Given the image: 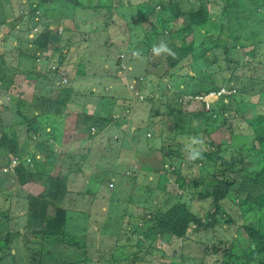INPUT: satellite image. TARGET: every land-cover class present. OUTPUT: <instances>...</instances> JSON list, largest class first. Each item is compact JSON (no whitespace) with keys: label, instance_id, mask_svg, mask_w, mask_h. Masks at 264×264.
<instances>
[{"label":"rangeland","instance_id":"obj_1","mask_svg":"<svg viewBox=\"0 0 264 264\" xmlns=\"http://www.w3.org/2000/svg\"><path fill=\"white\" fill-rule=\"evenodd\" d=\"M168 1L48 0L42 3L41 0H0V53L6 59L5 70H2L10 73L18 67L23 68L22 73L14 76L13 83L9 74L4 78L5 85L0 82V123L6 127L7 136L14 133L17 141L15 150L0 154V244L9 240V244L0 249V264H250L247 260L250 242L243 225L256 218L264 219V212L254 218L246 215L244 219L240 206L229 208L234 190H230V199L221 202L227 213L224 218L230 219L228 222L191 228L178 239L158 237L152 246L150 238L142 233L146 221L139 217L147 218L152 211L149 207L155 209L169 204L165 189L156 185L164 177L159 174L165 171L162 154L150 149L162 144L169 127L175 128L170 115L174 111V95L179 94L187 100L191 90L209 86L213 79L219 82L223 79L226 87L230 81L238 88L249 76L264 78V19L256 17L263 10L258 7L264 6V0H243V5L227 10H238L232 14L241 16V26L229 23L226 10L222 8L225 0H189V3L180 0L184 7H197L202 1L209 13L207 22L183 31L179 37L175 32L181 20L172 21L171 25H162L159 21L164 16L161 6ZM255 6L257 14H254ZM140 7L146 8L144 20L139 18ZM46 24L62 30V43H69L66 60L70 58L71 63L66 61L68 72H64L66 77H62L61 82L70 83L75 91L69 111L61 110L58 127L52 128L41 120L32 122L33 130L38 129L33 131L27 119L37 112V93L55 98L60 89L57 87L59 81L56 74L47 70V63L35 67L39 71H33L31 61L25 65L19 63L18 44L21 46L20 40L27 44L25 39ZM163 26V32L151 35L154 27L161 30ZM180 39L185 42L192 39L195 47L192 54L172 72L163 74L167 69L165 65L152 71L151 61L159 58L164 63L160 57L162 52ZM52 40H58V36ZM146 40L151 47H145ZM121 42H128V45L120 48ZM131 43L135 44L132 46L135 55L129 50ZM253 43L257 44L255 56L248 59L245 52ZM63 48L62 53L66 50ZM225 48H231L230 53H226ZM119 55L125 67L113 63ZM75 56H79L77 61ZM82 61L84 66L95 69L98 75L102 73L109 81L98 75L95 80L90 76L71 78ZM241 63L243 65H238ZM108 69L114 70L119 79L108 76ZM145 70L150 73L146 72L143 77ZM31 78L37 80L30 81ZM250 89L251 92L239 98L237 105L232 104L227 122L213 135L215 142H222L221 154L225 160L239 156L229 133H250L255 124L253 117L264 112V93L260 97L255 95L261 86L254 84ZM19 100L26 103L19 106ZM183 108L197 110L200 104L192 101ZM85 114L112 117L101 128L89 123L93 132L89 140L88 134L78 128V119L84 121ZM201 127L198 120L191 121L192 131ZM200 136L201 132L179 140L189 146L188 149H198L202 146ZM46 147L54 151V155L50 153L44 160L42 153ZM7 155L11 159L9 164L5 161ZM260 156L262 153L251 152L249 169L259 167ZM148 158L152 163L144 166ZM245 160L237 163V168L243 166ZM17 164L24 168L44 165V173L67 176L66 183L59 181L60 186L66 187L60 207L74 212L66 223L72 222L73 231L68 233L76 238L77 243L72 241L75 245L59 237L51 240L48 235L35 236L28 232L24 195L26 192L40 193L46 186L43 178L33 180L34 175L15 170ZM106 164L110 172L103 170ZM200 167L194 166L191 172L201 174L204 170ZM173 178L170 175L168 181L172 183ZM211 183L210 177L203 178L197 187L184 183V200L198 217L205 218V213L213 209L212 199L199 195V191ZM152 186L156 192H152ZM236 199L242 201L244 198L237 196ZM56 217L63 222L59 214ZM55 232L61 234V231ZM214 249L222 255L221 259L212 252ZM112 252H118L120 260L110 258ZM84 257L89 259L84 260Z\"/></svg>","mask_w":264,"mask_h":264},{"label":"trees","instance_id":"obj_2","mask_svg":"<svg viewBox=\"0 0 264 264\" xmlns=\"http://www.w3.org/2000/svg\"><path fill=\"white\" fill-rule=\"evenodd\" d=\"M41 1L42 3H45L48 0ZM187 2L189 3V0H187ZM243 3V0H225L222 8L226 10V12H223L229 18V23L231 25L235 24L236 26H241L242 19L240 15L232 14L238 10H227L232 6L238 8V5H243ZM161 7L164 16L160 18V24H170L173 23L172 21L179 22L181 20L179 28H177L175 32L178 37L181 36L183 31L185 33L186 30H191L193 26L203 25L205 22H207L209 12L206 10L205 4L202 1L197 7L192 5H189V7H184L180 0H169L167 3L162 4ZM254 8V14H257L258 8L263 9L261 10L262 13L258 12L259 14L256 15V17H259L263 20L264 6H259L258 8L255 6ZM145 9L146 8H139V18L141 20H144L147 17ZM147 21L148 19L145 22ZM163 29L164 26L161 30H158L156 27H154L153 33L151 32V35L156 36L157 34H160L164 31ZM61 31L62 30H58V28L46 24L32 37L25 39L28 42L27 44H25V41L22 42L21 40V46L18 44V48L20 49L18 51V54L20 55L19 63L25 65L27 61H31L32 67L34 68L33 71H39V69H35V67L39 68L38 66H40V63H47V70L51 71L53 74H56L59 81L57 87L60 89H58V94L55 96V98H51L49 96H40L39 92L37 93L38 100L35 104L37 112L33 114V118L27 119L29 128L32 130V122H40L41 120L45 125H50L52 128L58 127L61 122L60 115L62 117L61 110L63 109L65 113L67 110L69 111V106L73 100L72 93L75 91L74 87L70 83L67 85L66 83L61 82L62 77H66L64 72H68V69L65 67L67 65L66 61L70 62V58L66 60V56L69 52L67 45L69 46V43H62L63 38ZM56 36H58V40L53 41V37L55 38ZM68 37L70 38V36ZM147 38L149 39V35H147ZM218 39L219 37L216 38L217 41ZM52 42H54V44H52ZM117 45H119V43H117ZM126 45H128V42H121L119 47L121 48L122 46ZM130 45L131 47L128 46L129 50H133L135 55V48L132 47L135 44L131 43ZM151 45L152 44L146 40L145 47L149 48ZM240 45L244 47L246 46V44L242 43ZM193 46L194 44L192 39H190L188 42H185L182 39L179 41H173L172 44L167 47L166 51L162 52L161 56L159 55L164 63L161 62L159 58L157 61L152 60L149 64L152 66L150 69L154 71L153 68H159L165 65L167 69H165L163 74L172 72V69H175V67L179 66L183 59H185L189 54H192L195 48ZM63 47L66 50H63L64 52L62 53ZM247 47H250L245 52V54L248 56V59L254 57L257 44L253 43ZM231 48H225L226 53H230ZM48 51H51L50 54ZM36 52H38L37 56ZM139 54L140 53H138V55ZM237 58V61H239V57ZM77 59H79V56H75L76 61ZM5 60L6 59L3 54L0 53V73L3 74L0 76L1 85H5L4 78H6L8 74L11 76V83H13L14 76L23 72L21 70L23 68L19 67L10 73L3 71L2 69L5 70ZM113 63H116L117 66L121 65V67H125V62L122 61L120 55L114 59ZM162 63L163 65H161ZM50 64L53 65L51 66ZM238 65H243V63ZM117 66L116 69H118ZM107 71L109 72L107 73L108 76L110 75L113 79H119L114 70L108 69ZM111 71L112 73H110ZM146 72L150 73V70H145L143 77L147 75ZM100 74L101 75H98V72H96L95 69L84 66L82 61L78 63V67L75 69V72H73L70 76L71 78L82 76L83 79L86 78V76H90L93 78L92 80H95V76L97 75L100 76L101 79L102 77H105L102 75V73ZM188 76L191 77L190 75ZM105 79L106 81H109L106 77ZM33 80H37V78L30 79V81ZM224 82L225 81H223V79H221V82H219L217 79H213L209 86L199 87L196 90H191V95L188 96L187 100H183V97L181 98L179 97V94H175L173 97V101L175 103L172 104L174 111H172V114H170L173 118L171 122L175 123V128H168L167 132L162 138V144L159 147H154L151 149L149 148L150 150L156 149L160 154H162L164 163L162 161L161 163L165 171L159 174L163 175L164 177L163 180L158 182L159 184L156 185L158 188L165 189L169 196L167 198L169 201L167 206L161 205L155 209L149 207L148 210L152 211L147 216V218L139 217L140 219L146 221L144 222L146 224V228L143 229L142 233L146 238H150V246H152L158 237L167 236L173 239H178L184 237L191 228L213 227L218 223L230 221L228 216L224 218V213H227L225 210H223L221 204L225 198L230 199L228 197L230 190H234L235 192L231 195L229 208L240 206L244 219L246 215L252 216L254 218L258 213L260 215V212H264V112L258 113L255 117H253V119H255V124L252 125V131L250 133H229L230 139L235 142L234 144L236 145L239 155L238 157L231 158L230 160L223 159L224 157L221 154L222 142H215L213 136L219 127L227 122L228 114L232 108V104L235 103L237 105L243 98V94L251 92L250 90L252 89L250 88L253 87L254 84L261 86V89L258 91V93L254 94L258 97L262 96V93H264V78H260V75L251 77L249 76L246 83H244L245 81H242V84H238V88L236 86L234 88L230 84V81L226 87ZM63 84H66V86H63ZM222 86L229 90L234 89V91L221 94L218 99L210 102L209 107H206L205 101L198 99L199 96L208 94L211 91H217ZM152 96L153 95H149L148 97ZM192 101L199 102L200 108L197 110H187L183 108L185 105L191 104ZM25 103L26 102L24 100H19L18 105L21 106ZM112 103H115V100H113ZM111 117V115L95 116L91 114H85L84 121H80L78 119L79 131L86 132L88 134V139L90 140L93 137L92 129L90 131L91 126H97L101 128L102 124H105ZM193 119L198 120V124L202 126L200 130H191V121ZM89 123L91 124L90 127L88 126ZM0 127V154L3 151L7 152L9 150H15L14 147H17L16 135L12 133L11 137L7 136L6 127L4 128L2 123H0ZM33 131H38V129L36 128ZM199 132H201L199 142L202 143V146L198 149H188L189 146L179 140L180 138H184L189 135L199 134ZM253 150L262 153V156H260L261 163L258 168L249 169V155ZM50 153L54 155V151L46 147L45 153H42L45 155H42V158L45 160L47 155ZM154 153L155 152L152 154ZM83 159H86V157H83ZM218 160H220L219 163H217ZM244 160V165L237 168V163H241ZM5 161H7L8 164L10 163L11 159L8 155L5 158ZM149 162L152 163L151 158H148L146 162H144V166L148 165ZM20 164L16 165L15 170L17 169L18 172L22 171L21 173L24 171V173L28 174L29 176L34 175L36 178L33 180L43 178V181L45 180L44 184L46 186V188L40 193L33 194L26 192L24 195L26 199L25 225L28 229V232L35 236L48 235L51 240H55L59 237L60 239L66 240L67 244H70L72 241L77 243L75 240L76 238L71 237V235L68 233V231H73L71 229L72 222L66 223L72 219V214L74 212L70 209L60 207V203L65 196L66 187L60 186L59 181L66 183L67 176H54L50 172L44 173V165L37 167V164L36 168L28 165L26 168H24L20 167ZM197 165L201 166L200 168L204 170L201 174H199L198 171L197 173H194V171L191 172V169ZM144 166L142 165L141 168ZM98 167L99 164L97 163V168ZM105 167L106 168H103V170L109 171L107 164ZM151 167L153 168L155 165H152ZM170 175L174 177L172 183L168 181L170 179ZM205 177H210L213 179V183H211V186L206 185L208 188L199 191V195L206 196L207 198L210 197L212 199L213 209L207 211L204 215L205 218H202V216L198 217V214L193 212L184 200V193L186 189V185L184 183H190L194 187H197L198 183H201ZM131 179L134 181L135 177L132 176ZM102 181L103 180H101V182ZM152 189V192H156L155 187L152 186ZM182 189L183 192H179ZM237 196H239V198L243 197L244 199H241L242 201L239 199L238 201L236 199ZM144 206L147 205L144 204ZM57 214L61 216L63 222H59L58 218L56 217ZM253 218H250V220ZM254 220L255 221L253 222H246L243 225L244 231L250 242L247 260L250 264H264V219L256 218ZM56 230L61 231V234H57L55 232ZM70 238H73L74 240H70ZM4 242L5 243L0 244V249L9 244V240ZM74 242L72 243L74 244ZM212 252L218 254L216 249H214ZM219 256L221 259L222 255ZM110 258L120 260L118 252L110 253ZM133 258L135 257L133 256ZM86 259H89V257H84V260Z\"/></svg>","mask_w":264,"mask_h":264},{"label":"built area","instance_id":"obj_3","mask_svg":"<svg viewBox=\"0 0 264 264\" xmlns=\"http://www.w3.org/2000/svg\"><path fill=\"white\" fill-rule=\"evenodd\" d=\"M231 91H233L232 89L231 90H228L224 87H221L219 90L217 91H211L209 92L208 94H205L203 96H199L198 99H205V103H206V107H209L210 106V102L216 100L217 98L220 97L221 94L223 93H230Z\"/></svg>","mask_w":264,"mask_h":264},{"label":"clouds","instance_id":"obj_4","mask_svg":"<svg viewBox=\"0 0 264 264\" xmlns=\"http://www.w3.org/2000/svg\"><path fill=\"white\" fill-rule=\"evenodd\" d=\"M157 51H159V49H157ZM225 88V87H224ZM227 89V88H226ZM229 90V89H228ZM233 91H234V89H232ZM232 92V91H231ZM218 99V98H217ZM148 134V133H147ZM110 185H112V184H110Z\"/></svg>","mask_w":264,"mask_h":264}]
</instances>
